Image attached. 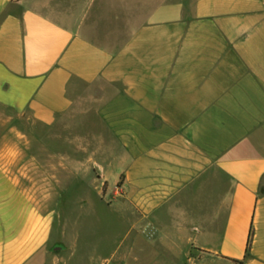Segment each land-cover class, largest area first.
<instances>
[{"label": "crops", "instance_id": "crops-1", "mask_svg": "<svg viewBox=\"0 0 264 264\" xmlns=\"http://www.w3.org/2000/svg\"><path fill=\"white\" fill-rule=\"evenodd\" d=\"M0 108L98 119L85 227L126 223L122 260L264 264V0H0ZM8 177L0 264L55 262Z\"/></svg>", "mask_w": 264, "mask_h": 264}, {"label": "rangeland", "instance_id": "rangeland-1", "mask_svg": "<svg viewBox=\"0 0 264 264\" xmlns=\"http://www.w3.org/2000/svg\"><path fill=\"white\" fill-rule=\"evenodd\" d=\"M102 143L96 117L72 114L43 125L0 108V172L10 176L5 183L44 211L55 209V262L46 264H151L122 260L130 249L129 226L114 214L104 223L93 217L85 227L84 199L101 200L94 183Z\"/></svg>", "mask_w": 264, "mask_h": 264}, {"label": "water", "instance_id": "water-1", "mask_svg": "<svg viewBox=\"0 0 264 264\" xmlns=\"http://www.w3.org/2000/svg\"><path fill=\"white\" fill-rule=\"evenodd\" d=\"M96 169L98 170V167L96 166Z\"/></svg>", "mask_w": 264, "mask_h": 264}]
</instances>
